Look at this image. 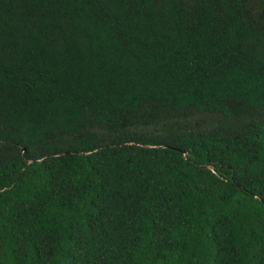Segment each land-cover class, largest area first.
I'll list each match as a JSON object with an SVG mask.
<instances>
[{
	"label": "trees",
	"instance_id": "trees-1",
	"mask_svg": "<svg viewBox=\"0 0 264 264\" xmlns=\"http://www.w3.org/2000/svg\"><path fill=\"white\" fill-rule=\"evenodd\" d=\"M0 264H264V0H0Z\"/></svg>",
	"mask_w": 264,
	"mask_h": 264
}]
</instances>
